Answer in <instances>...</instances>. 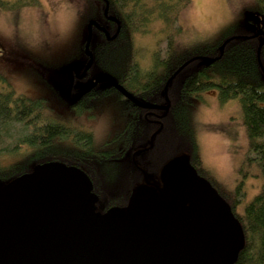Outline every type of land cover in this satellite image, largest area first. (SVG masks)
<instances>
[{
  "label": "trees",
  "instance_id": "16d2710c",
  "mask_svg": "<svg viewBox=\"0 0 264 264\" xmlns=\"http://www.w3.org/2000/svg\"><path fill=\"white\" fill-rule=\"evenodd\" d=\"M90 1L100 5L98 15L93 14L92 17L98 25L107 27L110 37L115 35L117 28L103 17L106 7L108 18L117 20L120 25L119 34L112 41L94 31L90 48L94 69L116 80L135 97L152 103L159 99L156 103L164 105L166 100L162 92L166 82L188 60L198 58L169 85L167 95L171 102L170 111L162 131L154 138L152 148L143 158L145 163L152 166L150 172L158 173L173 158L182 155L190 157L198 173L212 187H217L215 189L219 196L225 199L241 225L243 247L233 264H264V74L257 60L262 38H251L254 32L235 24L224 32L220 40L206 41L195 47L192 53H180L172 37L180 32L181 26L177 27L178 30L175 27L181 15L190 7L191 0ZM253 1L256 5L257 28L264 34V0ZM33 5H36L35 0H0V7L10 12ZM158 21L163 26L162 37L168 41V49L165 54H160L158 50L152 52L148 66H144V61H140L133 51L134 38L147 34L149 26ZM230 39L221 54L223 44ZM260 61L264 69V44L260 51ZM211 90L216 91L221 104L238 100L248 140V161L257 162L263 176L260 193L245 207L242 214L237 213V208L243 195L238 189L234 196L220 191L215 179L203 168L199 157L195 129L190 118L191 108L200 94ZM48 110L47 102L43 99L29 100L16 96L11 89L8 92L0 89V161L4 153L17 151L21 147L35 151L29 161L23 164L9 167L0 165V182L5 185L30 174L32 163L34 167L59 163L86 173L92 182L93 193L99 200L96 205L98 212L103 206L102 212L105 213L111 208L130 206L136 182L130 174L126 175L123 162L134 148L149 146L155 127L140 122L142 120L133 114L116 139L120 143L122 141L120 147L96 150L90 135L54 121L48 115ZM140 112L143 110L136 109L135 113ZM7 139L13 143L11 148L4 145ZM62 143L67 145V150L57 147ZM105 169H109V176H106ZM109 190L113 191V195L108 194Z\"/></svg>",
  "mask_w": 264,
  "mask_h": 264
},
{
  "label": "water",
  "instance_id": "95a60500",
  "mask_svg": "<svg viewBox=\"0 0 264 264\" xmlns=\"http://www.w3.org/2000/svg\"><path fill=\"white\" fill-rule=\"evenodd\" d=\"M92 27L108 37L89 22L84 48L89 64L79 79L93 63ZM259 37L257 60L264 74V34L258 30L251 36ZM197 59L168 80L166 106L145 105L109 78L95 80L84 94L100 82L109 83L138 108L167 114L169 83ZM71 71L77 73L72 69L68 75ZM160 181L161 187L139 186L128 209L101 214L84 171L59 163L34 167L0 187V264H233L243 247L241 225L188 156L170 160Z\"/></svg>",
  "mask_w": 264,
  "mask_h": 264
},
{
  "label": "rangeland",
  "instance_id": "374dc122",
  "mask_svg": "<svg viewBox=\"0 0 264 264\" xmlns=\"http://www.w3.org/2000/svg\"><path fill=\"white\" fill-rule=\"evenodd\" d=\"M1 1L10 2L11 0ZM35 1L36 5L25 6L26 8L23 7L19 11L12 12L15 15V23L11 18H8L5 28L10 32L15 28L16 37L11 40L0 37V89H3L4 92L11 89L16 96L30 100L43 99L49 107L47 113L54 121L59 120L67 126L77 127L76 113L70 109V103L67 102L68 96L65 93L67 91L66 76L72 68H75L78 73L81 72L88 63L83 56L87 37V22L93 20V14L98 15V11L95 10H99L100 5L90 0H73V3L62 2V0ZM247 2L248 4L234 22L208 41L220 40L224 32L235 24L244 26L254 33L258 31L256 5L253 0H247ZM218 8L217 0H191V5L186 11L190 16L191 25H196ZM4 9V7H0V10ZM76 9L78 10V20L75 28L70 38L63 40L56 35L57 28L68 21ZM185 12L175 27L178 30L177 27L181 26L180 32L178 31L172 38H174L176 48L180 53H192L195 47L203 43L186 50H181L176 44L178 35L185 27ZM217 16H219L218 11ZM147 32V34L135 36L133 42V51L138 55L140 61H144V66H148L152 52L158 50L160 54H165L168 49V41L164 39V36L162 37L161 22L151 24ZM92 75L94 79L104 78L105 74L94 70ZM81 87L76 84L77 92ZM104 105L103 109H100L101 104L97 111H100V115H97L98 122L86 123L91 126L97 124V141H101L112 128L119 127L124 122V116L120 113L124 107L123 102L119 99L118 102L109 100ZM190 118L195 129L194 136L201 162V145L205 143L227 145L229 141L234 145L232 163L214 169L203 163V168L215 179L216 185L223 193L234 196L239 190L243 196L237 213L242 214L245 207L260 193L263 176L257 162L248 161L250 157L248 140L242 124L238 100L221 104L216 91H208L200 94V97L194 100ZM197 121H203L208 127L199 126ZM15 131L16 129L12 132ZM4 145L11 148L13 143L7 139ZM59 146L62 149H68L64 143L57 145V147ZM9 150L12 151V149ZM34 154V150L21 147L17 151L4 153L1 156L0 165L9 167L23 164V162L29 161ZM33 164H31V169L34 167ZM122 167L131 168L129 155ZM105 174L109 176V169H105ZM151 180L154 181L153 176ZM1 186L3 183L0 182ZM112 193L111 195H113ZM220 194L222 195V193Z\"/></svg>",
  "mask_w": 264,
  "mask_h": 264
},
{
  "label": "flooded vegetation",
  "instance_id": "af4514ba",
  "mask_svg": "<svg viewBox=\"0 0 264 264\" xmlns=\"http://www.w3.org/2000/svg\"><path fill=\"white\" fill-rule=\"evenodd\" d=\"M93 1H96V0H93ZM96 2H98V1H96ZM95 11H97V10H95ZM106 11L108 13V7H106V9L104 11V14H105ZM103 17L105 18V16H103ZM111 19L112 18H108V15L105 18V20L107 22L115 24V26L117 28L116 32H115V35H113L112 37L109 36L107 27H102V26L98 25L92 19L87 22L86 32L88 30L89 22L94 21L101 29H103L107 33L108 37L105 35L104 32H102L101 30H98V29H96L94 27H92V36H93V33L95 35V32L98 31L100 34L105 36L106 40H109V41L115 40L117 38L118 34H119L120 25L118 24L117 20H115V19L111 20ZM92 41H93V39H92ZM91 45H93V43H91ZM84 48H85V45H84ZM90 48H91V46H90ZM89 54L92 56L93 63H92V66L89 68V70L84 74V76L81 79H79V77L86 70V68H87V66L89 64V58H88V56L85 55V51H83V56L86 58V61L88 63H87V65H85L84 69L81 70V72H79V73L77 72L76 74L73 71H71L70 75L66 76V79H67V91H65V93L68 96V101L67 102L70 103L69 105H70V109L72 111L75 112V109L76 108L78 109V111L75 112L76 113V118H77L76 119L77 120V127L73 126L72 128H74L77 131H80L82 133L90 135L91 138L93 139V146L95 147L96 150H104V149L105 150H109V149H111L113 147H116V146L120 147V144L122 143V141L120 143V142H118L119 140H116V139L124 131L125 127L127 126L126 124L128 123L129 118L132 117L133 114H136L139 117V119L142 120L140 122H144L145 124H147L151 128L155 127V130H152V135H151V138L149 140V143H148L149 146L148 147H144V146L140 147V146H138V147L133 149V152L128 154L130 156V158H131V168H126V175L130 174L131 175L130 177L135 179V182H136L134 190H133V196H134V193H135L136 189L139 186H142L144 184L155 185V186H160L161 187L160 174H161V170H162V168L164 166L158 171V173H156V172L152 173V172H150L152 170V166L147 164V163H145V161H144L145 157L144 158H141V157L149 149L152 148L153 142H154V138L158 134H160V132L162 131V129L164 127V123H165L164 120L167 118V115H168L170 109H169L168 113L165 114V112L161 111V110H144V109L138 108L132 102H130L127 98H125L115 87H113L109 83H101L100 82L93 89H91L89 92L84 94V92L87 89L90 88V86L93 84V82L95 80L103 79V77L94 78V79L92 78L93 77V75H92L93 71L95 70L94 69V57H93L92 53H90V50H89ZM72 69H75V68H72ZM68 74H69V72H68ZM103 74H105V73H103ZM105 76H106V74L104 75V78H109V79L113 80V78H110L108 76L105 77ZM114 81L118 85H120L116 80H114ZM171 82L169 83V85L171 84ZM167 83H168V81L166 82L165 87H166ZM76 84L82 86L78 92H77V90L75 88ZM169 85H168V87H169ZM101 86H104V87H101ZM121 87L124 90H126L123 86H121ZM165 87H164V89H165ZM167 92H168V88H167ZM128 93L134 99H136L137 101H139V102H141V103H143L145 105H151V106L154 105V106H158V107L167 105V101H165L164 105L163 104L159 105L158 103H156L157 100H159V99H156L155 103L146 102V101H144V99L135 97V95L131 94L130 92H128ZM82 94H84V95H82ZM162 95L164 97V100H166L165 96H164V90L162 92ZM19 97H21V96H19ZM167 97H168V95H167ZM118 99L121 102L124 103V107L122 108V111L120 110L121 115L124 116V122L119 127L112 128V130L107 135H105V137L101 141H97V139H96V133H97L96 125L97 124H94V125L91 126V125H87L86 123H88V122L90 123L91 122V124H92L93 122L97 121V115L98 116L100 115V111L99 112H97V111H98L99 106L101 104H102V106H101L100 109H103L102 108L103 104L106 105L107 101H109V100L114 101L115 100V102L116 101L118 102ZM170 108H171V102H170ZM136 109L143 110V112L135 113ZM58 122L63 124V125H65L64 123L60 122L59 120H58ZM83 122H85V124H83ZM65 126H67V125H65ZM68 127H70V126H68ZM158 131H160V132L157 133ZM128 134H129V132H128ZM126 158H127V156H126ZM188 158L190 160V157H188ZM192 167L194 168V170L196 171L198 176H200L203 179H205L203 176H201L198 173V171L196 170V168L193 165H192ZM152 176L154 177V181L151 180ZM205 180H207V179H205ZM209 184H210V182H209ZM212 188L218 193V191L214 187H212ZM109 191L110 192L108 194L113 192L111 190H109ZM133 196H132V198H133ZM132 198H131V202H132ZM97 203H96V205H97ZM104 207H102L101 208L102 210H99V212H98V209H97V206H96V211L98 213H101V214L104 213L105 214V212H102ZM128 208H129V206L126 207V208H123V210L128 209ZM111 209H113V208H111ZM111 209H109V210H111ZM118 209H122V208H118ZM109 210H107L106 212H108ZM230 210H231V208H230ZM231 212H232V210H231ZM232 214H233V212H232Z\"/></svg>",
  "mask_w": 264,
  "mask_h": 264
},
{
  "label": "clouds",
  "instance_id": "9594fccd",
  "mask_svg": "<svg viewBox=\"0 0 264 264\" xmlns=\"http://www.w3.org/2000/svg\"><path fill=\"white\" fill-rule=\"evenodd\" d=\"M103 1V0H102ZM62 2L73 3V0H62ZM219 5L212 13L207 15L196 25H191L190 16L185 12L184 30L178 35L176 44L181 50L190 49L197 44L204 43L215 37L221 30L230 25L237 18L239 13L248 4L247 0H217ZM217 11L219 16H217ZM8 18L15 23V15L6 10H0V37L4 39H14L17 35L15 28L10 32L5 28ZM78 20V10L76 9L72 17L58 26L56 35L63 40L70 38ZM21 38V37H20ZM201 127H208L203 121H197ZM234 145L231 141L227 145L205 143L201 145L202 163L211 166L213 169L233 162Z\"/></svg>",
  "mask_w": 264,
  "mask_h": 264
}]
</instances>
